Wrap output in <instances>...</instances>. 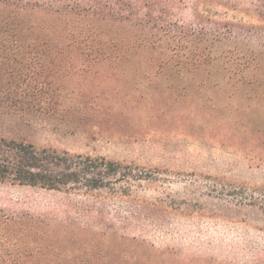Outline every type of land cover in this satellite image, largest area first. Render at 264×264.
Wrapping results in <instances>:
<instances>
[{
  "label": "rangeland",
  "instance_id": "rangeland-1",
  "mask_svg": "<svg viewBox=\"0 0 264 264\" xmlns=\"http://www.w3.org/2000/svg\"><path fill=\"white\" fill-rule=\"evenodd\" d=\"M250 34L197 37L170 61L119 46L123 29L106 31L114 49L0 45V136L141 178L88 194L0 183V257L264 264V49Z\"/></svg>",
  "mask_w": 264,
  "mask_h": 264
},
{
  "label": "trees",
  "instance_id": "trees-1",
  "mask_svg": "<svg viewBox=\"0 0 264 264\" xmlns=\"http://www.w3.org/2000/svg\"><path fill=\"white\" fill-rule=\"evenodd\" d=\"M185 9L191 13L189 25L180 18ZM236 14L242 20L248 18L249 31L229 23ZM109 29L130 34V42L119 46L146 49L167 61L172 60L177 48L193 46L197 37L217 40L252 33L247 41L264 49V0H0V45L114 49L106 35ZM139 176L131 165L60 154L0 136V183L88 194L124 185L132 178L141 179ZM35 261L18 255L0 257V264Z\"/></svg>",
  "mask_w": 264,
  "mask_h": 264
}]
</instances>
